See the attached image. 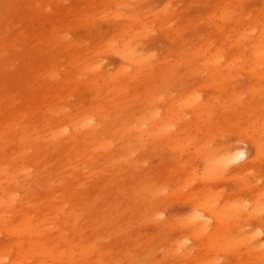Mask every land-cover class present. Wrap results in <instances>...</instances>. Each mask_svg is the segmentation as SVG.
Here are the masks:
<instances>
[{
    "label": "rangeland",
    "instance_id": "obj_1",
    "mask_svg": "<svg viewBox=\"0 0 264 264\" xmlns=\"http://www.w3.org/2000/svg\"><path fill=\"white\" fill-rule=\"evenodd\" d=\"M263 1L0 0V257L264 264V246L241 241L264 224V214L250 212L264 187V151L255 144L264 145V61L252 52ZM129 39L141 68L119 54ZM218 48L238 57L231 71L220 66L226 79L208 63ZM189 93L204 107L181 106ZM35 135L41 141L32 144ZM243 144L244 165H207L210 147ZM206 166L216 178L202 177ZM209 191L218 206L241 209L227 223L208 210L205 223L192 219ZM36 204L46 222L38 214L21 236L7 230L20 229ZM222 234L231 241L218 244ZM41 242L48 251L24 259Z\"/></svg>",
    "mask_w": 264,
    "mask_h": 264
},
{
    "label": "bare ground",
    "instance_id": "obj_2",
    "mask_svg": "<svg viewBox=\"0 0 264 264\" xmlns=\"http://www.w3.org/2000/svg\"><path fill=\"white\" fill-rule=\"evenodd\" d=\"M262 10H261V12L264 11V10L263 11ZM222 16L223 17H227L228 16L227 15V12H223L222 13ZM4 25H5V23H4ZM118 27H119V25H118ZM252 39H254V38H252ZM251 40H248V42L250 43ZM132 41H133V39L122 40V43L119 45L120 47L118 46L119 47V54H120L121 57H123L125 60H127L130 63H138L140 65L139 68H141V66L146 61H145L144 58H140V57H138L134 53L133 48H132ZM112 44H113V42H112ZM240 48L243 49L244 48L243 45ZM252 52H253V59L256 62V64H259V63H261V62L264 61V28L260 31V33L258 35H256L255 41L252 44ZM238 56H242V55L240 54ZM237 58H238L237 56H234L231 59H226V55L223 53V51L220 48H218L217 50H214V52L211 53L210 56H209V58H208V63L211 66V70H212L211 73L213 74V76H214L215 73H220L222 79H226L227 78V74H221L223 67H220V66L225 63V68H227V69H229L231 71L232 68L236 65V63L233 60L234 59H237ZM126 69L127 68L124 67L123 71H126ZM253 69H254V71L256 70V65L253 67ZM259 74H260L259 75L260 77H264V71H262V73H259ZM134 77L135 76L133 75V78ZM247 81H248V79H247ZM205 104L206 103L201 102L199 100V94H194V93H189L188 95H186L182 99V101L180 103L181 106L191 107V108H193V107H204ZM161 121H162V119H161ZM88 123H89V121H86L85 124H84V126H87ZM66 128L67 127H65V129ZM34 129H36V128L34 127ZM42 137H43V135H42ZM32 138H35V140L32 142V144L33 143H38L39 141H41L40 135L32 136L30 139H32ZM28 140H29V138H28ZM255 141H256L255 144L257 146L258 152H260L261 150L264 151V147H263L264 145H263L262 140L261 139H257ZM232 151H234V150H232L230 147L221 148V149L220 148L217 149L216 147H210L207 150L206 155H205L206 161H207V165L210 166L212 164V167L213 168H217V167L222 168V167H224L221 164L217 163V161L219 160L220 157H222V156H224V155H226V154H228V153H230ZM247 156H248V154H247ZM88 158H91V157H88ZM250 161H253V158L250 159ZM245 163H247V161H244L242 163V165H244ZM208 169L209 168L206 166L202 170V177L203 178H206L205 180H207V178H208V180L209 179H212V178H216L215 176H213V174H211L210 171H208ZM10 177L13 178V175L11 174L9 176V178ZM256 192L257 193H256V195L254 197L252 209H251L250 212L253 213V214H256L258 216H262L264 214V187L261 188L259 186ZM218 196H219V194L213 196L212 191H209L204 196V200L200 201L194 207L195 211H194V213H192L193 214L192 219H196V221H198L200 223L201 222L202 223H205V220L200 219V216L204 213V211L208 210L210 212V215L213 216L214 219H216L217 221L223 222V223H227L229 221L228 216L230 214H233L234 212H237L239 209H241V207H240L241 203L240 202H238V203L228 202L227 204L225 202L224 205L222 204V205L218 206L217 205L218 204L217 203ZM17 198H18V196L17 195H14V197H13L12 200H17ZM4 201L5 200H3L2 198H0V205H2L1 203L4 202ZM13 203H14L13 201L9 203L10 204V207L8 209H12ZM32 205H34V204H32ZM38 214L40 215V217H42L43 222H46L47 221L46 213H43L42 206L39 205V204H36L29 211H24V215H23V217L21 218V221H20V229H17L16 227H11L10 229H7V228L6 229L7 230H11L13 232H18L19 235L21 236L22 233L29 231V228H30L29 225H30L31 220L33 219L34 215H38ZM3 215L4 214L1 213V215H0V222H3V220H2ZM207 223H206V225H207ZM7 225H8V223L5 222L4 223V227H7ZM1 226H3V225L1 224ZM2 229H3V227L0 228V231ZM261 232L264 234V224L259 225V227L256 228L252 232V234H249V235H246L244 237H241V241H244V240H248L249 241L250 240L249 242H252L253 248H261L262 246H264V238H263V240L260 241V238L258 237ZM212 239L213 238L210 237V240H212ZM214 239H215V241L218 244H220V243L222 244V242H224L226 244V242L231 241L230 237L228 235H224V234H222L221 236L215 235L214 236ZM45 251H48V244L46 242L31 244L30 247H28V249L24 251V253H25L24 259L32 258V256L35 255L37 252L43 253ZM3 255L4 256L5 255L7 256L8 254L7 253H5V254L3 253ZM9 264H21V262H19V261H13V262H10Z\"/></svg>",
    "mask_w": 264,
    "mask_h": 264
},
{
    "label": "clouds",
    "instance_id": "obj_3",
    "mask_svg": "<svg viewBox=\"0 0 264 264\" xmlns=\"http://www.w3.org/2000/svg\"><path fill=\"white\" fill-rule=\"evenodd\" d=\"M239 143V142H238ZM247 158V146L237 147L234 151L219 158L217 163L224 167L234 166L243 162ZM160 218H163V214H160ZM0 264H8L7 257H0Z\"/></svg>",
    "mask_w": 264,
    "mask_h": 264
}]
</instances>
